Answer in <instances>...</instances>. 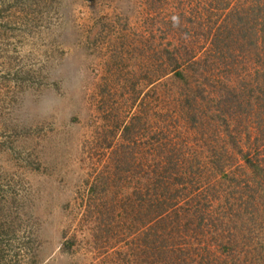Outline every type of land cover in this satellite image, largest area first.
<instances>
[{"label": "rangeland", "instance_id": "rangeland-1", "mask_svg": "<svg viewBox=\"0 0 264 264\" xmlns=\"http://www.w3.org/2000/svg\"><path fill=\"white\" fill-rule=\"evenodd\" d=\"M18 1L0 0V264H143L137 222L118 220L111 204L136 193L131 188L146 174L138 166V149L151 142L153 126L180 119L174 104L185 91L172 75L156 79L151 46L158 39L174 44L177 36L159 32L143 49L155 29V12L150 15L145 0L89 8L82 0ZM177 1L156 0V13L170 11ZM192 4L199 9V0ZM220 17V11L205 15L204 31H215ZM260 51L262 61L250 58L238 66V75L264 72ZM142 52L150 60H142ZM193 72L185 76L195 90L203 77ZM209 78L205 88L217 99L221 90L213 83L219 77ZM207 103H193L186 117L207 121ZM179 121L181 138L193 143L197 128ZM130 124L139 143L121 139ZM190 142L188 150L206 153ZM122 143L135 152L132 172L122 186L98 188L112 177L110 161ZM239 145L246 152L248 139ZM238 151L232 153L236 162Z\"/></svg>", "mask_w": 264, "mask_h": 264}, {"label": "trees", "instance_id": "trees-1", "mask_svg": "<svg viewBox=\"0 0 264 264\" xmlns=\"http://www.w3.org/2000/svg\"><path fill=\"white\" fill-rule=\"evenodd\" d=\"M82 1L89 8L111 5L113 0ZM145 2L150 15L155 12L150 21L155 29H149L142 47L147 49L145 42L152 36L156 39L159 32L177 36L175 47L163 39L151 45L155 48L153 66L159 81L172 75L181 83L185 97L175 101L174 109L179 110L174 115L197 129H192L196 135L191 143L190 137L181 138L180 119L171 117L172 124L166 127L153 126L151 142H141L138 149V166L146 174L131 188L135 194L122 202L114 199L111 206L118 220L137 222L141 250L146 254L143 264H264V72L256 68L246 76L236 70L252 57L262 61L264 0H199V9L192 8L196 0H178L170 11L159 13L160 3ZM216 11L221 13V23L207 33L204 16ZM248 49L254 52L247 54ZM142 55V60H150V53ZM192 70L203 77L200 94L199 87L194 90L189 75L185 76ZM215 74L219 79L213 85L221 90L217 99L212 98V88H205ZM223 74L231 77L223 80ZM201 99L211 104H205L207 121L193 113L188 119L191 105ZM205 129H211L209 134ZM122 132L124 142L139 143V131L131 124ZM206 135L213 139L209 141ZM245 138L249 141L246 152L239 147ZM189 142L200 150L206 147V153L188 150ZM115 147L112 177L101 180L98 188L122 186L123 178L132 172L135 152H127L123 143ZM236 147L238 162L232 154ZM126 180L132 183L130 177Z\"/></svg>", "mask_w": 264, "mask_h": 264}]
</instances>
